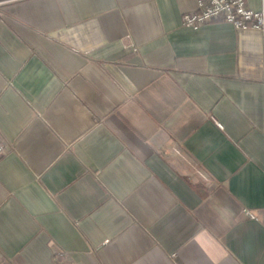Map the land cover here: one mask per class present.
I'll return each instance as SVG.
<instances>
[{"label":"crops","instance_id":"obj_1","mask_svg":"<svg viewBox=\"0 0 264 264\" xmlns=\"http://www.w3.org/2000/svg\"><path fill=\"white\" fill-rule=\"evenodd\" d=\"M2 1L4 256L264 264V28L185 26L196 0Z\"/></svg>","mask_w":264,"mask_h":264},{"label":"built area","instance_id":"obj_2","mask_svg":"<svg viewBox=\"0 0 264 264\" xmlns=\"http://www.w3.org/2000/svg\"><path fill=\"white\" fill-rule=\"evenodd\" d=\"M3 3L0 0V4ZM194 11L182 14V23L193 29L201 25L221 20L232 23L237 29L264 28L263 12L253 10L246 0H196ZM7 154V146L1 138L0 129V159ZM244 216L256 219V214L250 208L244 209ZM0 264H15L4 256L0 249Z\"/></svg>","mask_w":264,"mask_h":264}]
</instances>
